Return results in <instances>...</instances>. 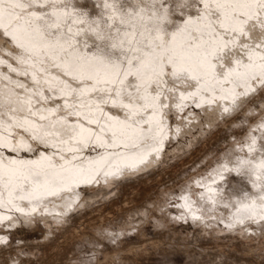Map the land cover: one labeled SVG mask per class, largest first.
Wrapping results in <instances>:
<instances>
[{
	"label": "snow or ice",
	"instance_id": "6c2138e0",
	"mask_svg": "<svg viewBox=\"0 0 264 264\" xmlns=\"http://www.w3.org/2000/svg\"><path fill=\"white\" fill-rule=\"evenodd\" d=\"M97 7L104 14L88 20L72 0H0V38H9L16 50L14 57L7 53L16 67L7 59L0 65L30 75L34 86L23 98L14 90L0 98L6 109L0 117L25 108L34 115L33 96L63 99L67 110L58 120L61 128L43 134L27 118L0 119V209L31 217L48 197L73 196L81 185L137 170L158 156L168 139L165 113L183 111L188 101L196 108L229 99L235 105L256 86L264 91V0H182L171 11L165 0H137L131 8L123 0H101ZM183 9L194 14L185 17ZM177 12L182 22L170 19ZM0 78L10 79L2 73ZM15 87L29 92L23 83ZM56 110L47 109L53 115ZM13 128L55 151H36L22 135L13 137ZM256 143L251 137L248 154L257 151ZM84 149L97 154L83 157ZM20 152H35V158ZM222 168L254 178L252 187L259 191L256 197L245 192L248 202L240 203L227 227L264 221V151L258 159L237 155L232 168ZM25 201L28 206L22 207ZM72 203L69 199L66 206ZM192 218L200 219L195 213Z\"/></svg>",
	"mask_w": 264,
	"mask_h": 264
},
{
	"label": "bare ground",
	"instance_id": "6f19581e",
	"mask_svg": "<svg viewBox=\"0 0 264 264\" xmlns=\"http://www.w3.org/2000/svg\"><path fill=\"white\" fill-rule=\"evenodd\" d=\"M109 2L111 3L112 0H109ZM136 2H137V0H123V4L129 8H131ZM179 2H182V0H165V7H169V5H171V9H170V11H171L172 9H175L176 4ZM72 3L75 4L77 12L86 14L85 16H83L81 18L91 20V19L99 18L102 14H104V10L102 8H99L96 6V5L101 4V0H95V1L94 0H87V2H85L84 0H72ZM86 3H88L89 7L87 9H83V8H85L84 5ZM118 3H119V0H118ZM83 10H85V11H83ZM69 11H71V9H69ZM182 11L185 13V17L189 14H194V9H183ZM146 15H147V13H146ZM170 19L174 22H182V19L179 16L178 12L171 14ZM8 39L9 38H7V37L0 38V59H7L8 63H11L14 67H16L15 60L12 57H9L7 55V53H9V52L12 53L13 57L16 55V50L8 42ZM24 67H26V66H24ZM0 73H2L4 76H7L10 78L9 80H5V79L0 78V98H2L6 93L13 91V90L16 93H19V95L22 98L25 97L26 95L31 94V91H32L34 86L32 84V80H31L30 75L29 76L17 75L14 72L8 71L6 65H0ZM18 82L23 83L29 89V92L27 94L24 92L23 89H19V88L15 87L16 83H18ZM226 87H230V86H226ZM238 91H240V90L238 89ZM263 94L264 93L262 91H260L259 86H256V90L253 92H249L248 96L238 97L235 105L233 104V102L230 99L229 100H217V102L213 103V104H204L202 107L198 108L200 110L197 111L194 108L195 103L193 101H188L187 107H185V109L183 111L176 112L173 110V111L166 112L164 119L168 125V139L165 141L164 147L158 156L154 153L152 156L149 157V161L147 164L139 166V168L135 171H129V170L125 169L121 174H119L115 177H109L107 180H104L103 178H101L98 182H95V183H92L89 185H81L79 188H77L75 190L76 194L73 196H69L68 194H62L61 196H58V197H48L47 199H45L44 201L40 202L37 205L38 210H37V212L32 214L31 217H26L20 213L9 212L8 209H0V215H5V216L11 215V217H12L10 220L9 219L0 220V226H2V227H0V238H3L7 243V240H9L8 237L10 238V236H11V235L8 236V234H7L9 230L6 231V229H8L9 226L12 227V226H17L19 224H24V225L28 226L29 228L30 227L32 228L37 222H40V221H43L44 224L48 223V225H50L49 223H51L52 219L54 221H56V223L58 222L61 224H64L67 221L72 222V223H69L70 227H71L69 234H74V233H72L73 229H75V228L77 229V227H75V224L77 225L76 219L79 217H82V216L85 217L84 215L89 217V215H87V213L93 212L94 206H92V203H93L92 200L96 196L100 195V196L107 197L109 195V192L113 191V189L115 187L119 186L121 183H123L125 181H127V183H129V182L139 183V185H141V183L145 184L146 182H148L150 180V177H155V175L159 176V175L164 174L166 169L162 170V168L160 169V166H162V167L164 165L167 166V164L171 163V160H173L179 154H182V151L184 152V149L186 150V149H188V147H190V149H191V146H188V145L184 146V145L180 144L175 149L169 150L168 145L170 143H172L174 139H177L178 137L184 138L186 136L185 134L191 133L192 129H194L195 127H201V131H200L199 135L196 136L194 139H191V141L193 143H195V142L200 141L202 139V137L207 132H209L210 130H211V132H213L212 130L218 132V129L221 127L220 125H223V127H221L223 129L224 125H226V124H228V125L236 124V128H237V125H239V123L243 124L244 120H247L248 123H247L246 129L244 131L241 130L243 134L240 132V134H242V136L239 135V132H238L239 136H236V137H240V138H238L237 140L236 139L232 140V141L229 139L228 140L220 139V140H222L221 141L222 143L226 144L225 145L226 149H224L225 150L224 155L221 156L220 159H217V158L213 159L214 157L209 158V153H207L208 156L206 154V157H205L207 159V163H205V160H203L204 156H202L203 157L202 160L200 158H199V160H201V162L204 161V164L201 166H197L196 171L189 173V175H187V177H185L186 180H182L181 182L179 181V186H178L180 189L179 193L175 192V190L173 192H170V190L171 191L173 190V189H171L172 188L171 184L169 185L167 183L166 184L163 183L166 186L159 184L161 186V188L158 187L159 189H158L157 193H155L154 198L152 200L150 199V201L147 202L146 204L143 203V206H139L137 208L138 209L137 212L141 211L142 213H144V216L149 217V219H152V218H150V216H154L155 227L157 228L158 226H160L159 228L161 230L163 229L161 227H165V228L167 227L168 228V226H169L168 223L170 222L169 221L170 218L173 219V221H172L173 223H174V220L178 219V220H183V221H189L192 223V225L195 224V226L199 225L200 227H197V228H201L200 229L201 232L202 231L207 232L208 230L211 229L212 234H209V236H210L209 238H206L207 237L206 234H208V232L204 233V234L206 235L205 238L209 239L208 241H210V238L212 237L213 239L211 238V240H213L212 242L215 243L214 246L216 248L214 249V251L208 253V257L212 260L213 264H229L228 262H231L233 264H238L240 261L238 262L237 259L241 258L240 257L241 254L244 256H247V257H251L252 254H256L258 251L261 254H264V237L262 235L263 239H261V236H260L261 234H263V232L261 233L260 231H262V229H264V221L253 222V221L246 220L243 225L237 224L234 228L227 227V225L231 221V217H232L233 213H235L237 207L240 206V203H247L248 202V199L245 197V192L248 193L249 197H256L259 194L258 189L252 187V181L254 178L244 176V178H245L244 180L245 181L247 180L248 182H250V189L249 190L242 189V190H244V192H242L243 194L239 193V194H242V196H239V194L237 193L239 198H236V197L231 198L232 196H235V191H233L234 193H232L234 195L231 196L232 190L230 191V193H227L225 191V189L219 190L217 185H215V183H218L220 185L228 184L227 182L229 180L227 182L225 180L224 184L221 183L225 179V175H226L225 173L228 172V171L223 170L222 165L228 164V167L232 168L233 167V161L235 160V157L237 155H239L241 157H244L246 155H252L258 159L260 152L264 151V140H262V136H264V129H261L259 127L261 124H264V101H263L264 96H262ZM45 95H49V93L46 90H45ZM68 99H69V102L71 103L72 98L68 97ZM255 100L259 101V102L261 101V104H259L260 105L259 108H256V106L251 107L250 102L253 101V103H254ZM57 106H59V107H57ZM13 107H15V106L13 105ZM225 107L229 108V112L223 111V108H225ZM257 107H258V105H257ZM47 109H57V110H56L55 114L53 115V114L49 113L47 111ZM255 110H258L256 118H254L255 117V115H254ZM4 111H6V109L3 107H0V112H4ZM66 111L67 110L63 108V99H59V98H57L55 100L49 99L47 102H44V101H40L37 97L33 96L32 97V113H35L34 115L29 113L27 111V109L25 108V110L16 111L15 113L8 111V116L0 117V119L7 120L8 117H11L13 115H15L16 119L27 118L29 121L32 122V124L37 126L38 134H43L45 132H56V131H58L61 128V124L58 123V120L60 117L64 116ZM41 116H46L47 119L41 120L40 119ZM241 116L243 118H241V120H239ZM74 119H75L74 117H68L69 122L74 121ZM255 119H258V120H255ZM247 121H245V122H247ZM52 124H55L54 128L50 127V125H52ZM205 125L208 126V129L205 128ZM177 128L179 129V132L176 131ZM220 131H222V130H220ZM213 133H215V132H213ZM218 134H219V132H218ZM12 135H13V137H18V136L22 135L24 137V139L32 145L33 149H35L36 151H38L40 153H47V154L51 155L55 151V149H52L50 146H46L45 144L39 143V141L29 140V136L31 135V133L23 132L21 129L13 128L12 129ZM229 136H231V135H229ZM251 137H256L257 143L255 145V148L257 151L252 153V154H248L247 153V145L250 142ZM45 138L48 140L59 139V137H45ZM203 139L205 140L206 137H203ZM241 148H243L244 150L241 151L240 150ZM97 151H103V150L100 149ZM5 154L7 155L8 153H5ZM96 154H97V152L92 151L91 149H84L80 153L81 156L87 157V158L94 157ZM19 155L20 156H27V157H30L33 159L35 158V152H33V153L20 152ZM201 155H203V154H201ZM209 159H211V160H209ZM195 163H197V162L195 161ZM160 170H162V171H160ZM193 170H195V168ZM150 171H151V173H149ZM221 173H222V175H221ZM227 174H229V173H227ZM139 177H141V179H139ZM156 178H155V181H156ZM171 179H172L171 183H173V181L175 180L174 177H172ZM153 180H154V178H153ZM232 180H234V179H232ZM168 181L169 180H167L166 182H168ZM197 181H199V183H196ZM239 182H238V184L236 183V185H239ZM242 183L240 184V187H241ZM148 184H149V182H148ZM232 184H234V183L231 182V186H232ZM243 184H245V183H243ZM246 184H248V183H246ZM139 185H137V187ZM167 185H169L171 188L167 187ZM166 187H167V189H166ZM246 187H243V188H246ZM111 188H112V190H111ZM168 188H170V189L168 190ZM209 188H211L213 191L209 192ZM221 188H224V186ZM233 188H234V190L236 189L235 185L233 186ZM166 190H168L171 194L170 197H168V198H166V196H167V194H169V192H167ZM202 196L205 197V199H201ZM183 197H187V201H185V199H183ZM208 197H212L213 199H215L216 203L211 204L207 199ZM69 199L73 200L71 207L66 206V201ZM139 199H140L139 197L138 198L136 197V201H140ZM96 200H99V199H96ZM142 202H144V200ZM126 203H127V201H126ZM186 203L191 208V210H192L191 212L189 211L188 207H185ZM128 205L125 204L123 206V207H125L123 209V211L124 210L126 211V213L124 211V214H123L124 216L120 215L121 217L117 218L115 221L121 226V230L119 229V235L124 234L127 231H128L127 233L133 232L137 236L141 237V239L145 242V243H142V245H145L146 244L145 229H143V227L141 226L142 225L141 222H144V220H147V219L142 217L141 212H140L141 215H139V217L141 216L142 219L139 218L136 220V217H132L135 214H137L135 211H134L135 214L131 213L132 216H129V214L131 212L130 209H132V208L131 207L129 208ZM225 205H228V207H225ZM21 206L27 207L28 206L27 202L26 201L21 202ZM135 207H137V206H135ZM127 208L130 211L127 210ZM139 208H140V211H139ZM172 208L176 209L175 210L176 213H174L172 211ZM95 210H97V209H95ZM193 213H195V215L199 216L200 219H193L192 218ZM120 214H122V213H120ZM90 215H91V213H90ZM163 215H165L166 218H162ZM112 219H113V217H112ZM167 219H168V222H165V221H167ZM53 220H52V222H54ZM83 220H85V219H83ZM178 220H176V222H179ZM219 221H221L223 223L224 227L228 228L227 231H224V229L222 230V227L219 225V223H220ZM68 222L66 224L67 226L65 225L66 228L69 227ZM176 222H175V224H176ZM99 223L101 224V222H99ZM173 223H171V224H173ZM53 225H54V223H53ZM62 226L65 228L64 225H60V227H62ZM195 226H194V228H195ZM60 227L58 229H60ZM108 227L109 226H107V225L102 226V227H100L101 230H99L98 232H97V230H95L96 228H93L95 231V234L99 233V236H100L99 238L102 241V244H104L103 242L106 239H108L109 236H112V234L114 232L113 230H111L112 227H110L111 229H109ZM122 227H123V229H122ZM165 228H164V230H165ZM208 228H210V229H208ZM1 229H3V231H1ZM9 229H11V228H9ZM93 229H92V231H93ZM168 229L172 230L171 227ZM168 229L165 231L168 232ZM67 230L69 231V229H67ZM67 230H65V231L62 230V231L66 233ZM196 230L194 229L193 233ZM15 231H16V229H15ZM80 231H82V230H80ZM199 232L200 231L198 230V232L196 234H197V236L201 237L202 235H200ZM226 232L228 233L227 235L230 236L229 238L226 237V239H228V240L227 241H222L221 239L219 240L220 236L223 234L225 235ZM238 232L241 233V235L238 236V234H237ZM115 233H117V232H115ZM172 233H174V235H176L175 229ZM176 233H178V232H176ZM257 233H259V234H257ZM69 234H67V237ZM196 234H195V236H196ZM256 234L259 235L260 237L259 236L256 237ZM117 237H119V236L117 235ZM120 238L121 237H119L118 239H120ZM118 239H117V242H118ZM94 240H95V237H91V239H89V243L93 244ZM123 240L121 239V241H123ZM126 243H124V244H126ZM133 245L134 244L127 245L125 247V249L126 248L133 249V247L136 248V245H134V246ZM113 246H116V245H112V247ZM117 246H119V244H117ZM180 246L181 245H179V248L183 247V249L185 251H189L186 244H183V246H181V247ZM123 248L124 247H120V248L116 247L115 249H112V251H114V254L112 253V251H108L106 249L108 252H106L104 254L105 260L108 258H112V257L114 258L115 255L116 256L122 255L124 253L122 251L123 250L125 251V249H123ZM10 249L11 248H8L7 245H5V243L0 244V264H33V263L36 264L37 263L34 261L31 262L30 260L32 258L29 260L28 257L27 258L23 257L22 254L18 253L19 250H17V247H16L17 252H15V254H16L15 257L10 258V259H8V258L6 259L5 257H8V255L10 253L9 252ZM99 249H100V247H99ZM121 249H123V250L120 252ZM202 250H205V248ZM116 251H118V253ZM255 251H257V252H255ZM259 252L257 253L258 256H260ZM115 253H117V254H115ZM257 254H256V256H257ZM98 256H99V254H98ZM98 256L91 258V262L95 261L97 263L98 262L101 263L100 257H98ZM196 258H199V257H196ZM243 258H246V257H243ZM120 259H121L122 264H126L127 259L131 260L127 255L126 256L123 255L122 258H120ZM245 260H247V259H245ZM248 260H249V258H248ZM103 261L104 260H102V262ZM132 261H134V260H132Z\"/></svg>",
	"mask_w": 264,
	"mask_h": 264
},
{
	"label": "rangeland",
	"instance_id": "374dc122",
	"mask_svg": "<svg viewBox=\"0 0 264 264\" xmlns=\"http://www.w3.org/2000/svg\"><path fill=\"white\" fill-rule=\"evenodd\" d=\"M84 1L87 2V0H84ZM84 7L85 8H83V9H87L89 7L88 3H86L84 5ZM83 11H85V10H83ZM262 92L264 93V91H262ZM262 96H264V94ZM253 101L250 102L251 107L256 106V108H259L260 107L259 104H261V101L259 102V101L255 100L254 103H253ZM257 105H258V107H257ZM194 108L197 111L200 110V109L196 108L195 105H194ZM257 113H258V110H255V113H254L255 117L254 118L257 117ZM241 118H243V117L241 116L239 120H241ZM255 120H258V119H255ZM245 121H247V120H244L243 124L239 123V125H237V128H236V124H234V125L226 124V125H224L223 129L221 128V127H223V125H220L221 127L220 128L218 127L219 128L218 129L219 134L217 131L212 130L213 132H215V133H213L210 130L209 131L210 133L207 132L203 136V137H206L207 140L206 139L204 140L202 137V139L198 142L193 143L191 141V139H194L196 136L199 135V133L201 131V127H195L194 129H192L191 133L185 134L186 136L184 138L178 137L177 139H174L173 142L168 145L169 150L175 149L180 144H182L184 146L185 145L191 146V149H190V147H188V149H186V150L184 149V152L182 151V154H179L173 160H171L170 164H167V166L164 165L166 168L164 166H163L164 168L162 166H160V169L161 168H162V170L166 169V171L162 175H159V176L155 175V177H150V180L148 181L149 184H148V182H146L145 184L141 183V185H139V183L133 182L134 183L133 184L132 182L127 183V181H125V182L121 183L119 186H117L115 188L113 187L114 188L113 191L109 192V195L107 197L100 196V195L96 196L92 200L93 201L92 206H94L93 212H90L92 216L90 215V213H87V215H89L90 218L86 215H84L86 218L83 216L77 218L78 219V220L76 219L77 225L75 224V227H77V229L76 228L73 229V232H72L74 234H69L70 228H71L69 223H72V222L67 221L69 227L66 228L67 222H65L64 224H61L58 222L56 223V221H54L53 219L52 220L54 222H52V220H51V223H49L50 225H48V223L44 224L43 221H40V222H37L32 228L31 227L29 228L28 226H26L24 224H19L20 226L19 225H17V226L11 225L12 227L9 226V228H11V229L8 228V229H6V231L9 230L7 234H8V236H10V235L11 236H10V238L8 237L9 240H7V243H5V245H7V247L11 248V249L9 250L10 253H9L8 257H5V258L6 259L7 258L8 259L14 258L16 255L15 252H17L16 251V247H17V250H19L18 253L22 254L23 257H25V258L28 257L29 260L32 258L30 261L31 262L32 261L37 262L36 264H66V263L67 264H71V263L72 264H113V263L114 264H122L120 258H122L123 255H125V256L127 255L131 259V260L127 259L126 264H213L212 260L208 257V253L214 251V249L216 248L214 246L215 243L212 242L213 241V240H211L212 237L210 238L211 242L208 241L209 239H206V238L210 237L209 234H212L210 228H208L210 230L207 231L208 234H206L207 237L205 238L206 235L204 233H207V232H203V231L201 232V230H200L201 228H197V227H200L199 225L195 226V224L192 225V223L189 221H183V220H178V219H176V220H178L179 222H176V220H174V223H173L172 222L173 219L170 218L169 221L173 224H171L169 222L168 228L171 227L172 230H169L166 227L168 229V232H166L165 230H167V229L165 227H161V228H163L162 230L159 228L160 226H158L157 228L155 227L154 216H150V218H152V219H149V217H145L144 213H142L140 211V208H139V211L142 213V217L147 219V220H144V222H141V224H142L141 226L143 227V229H145V235H146V244L142 245V243H145V242L141 239V237L137 236L133 232L127 233L128 232L127 231L124 234L119 235V229L121 230V226L115 221L117 218L121 217L120 215L124 214L125 210L123 211V209L125 207H123V206L125 204L126 205L129 204L128 205L129 208L130 207L132 208V209H130L131 212H130L129 216H132L131 213L133 214L135 211L137 214L134 213L135 215L132 217H136V220L139 218L142 219L141 216L139 217V215H141V214H140V212H137L138 211L137 208L139 206H143V203L146 204L147 202H149L150 199L152 200L154 198L155 193H157L158 189L161 188L160 185L161 184L164 185L163 183H165V184L167 183L169 185L171 184L172 188L169 185H167V187H170L171 189H173L172 191L170 190V192H173L175 190V192L179 193V191H180V189L178 187L179 181L181 182L182 180H186L185 177H187V175H189V173L196 171L197 166H201L204 164V161L201 162V160L203 158L202 156H204L203 160H205V163H207V159L205 158L207 153H209V158L214 157L213 159H216V158L220 159L221 156L224 155V151H225L224 149H226L225 148L226 144L222 143L221 141L223 139H225V140L229 139L232 141V140H235V139L237 140L238 138H240V137H236V136H239V135L242 136L243 133L241 130L244 131L246 129V126L248 123V121L247 122H245ZM205 128L208 129V126L205 125ZM220 130H222V131H220ZM238 132H239V135H238ZM240 132L242 134H240ZM229 135H231V136H229ZM220 139H222V140H220ZM191 144L192 145L194 144V145L192 146ZM201 154H203V155H201ZM207 156H208V154H207ZM199 158L201 160H199ZM209 160H211V159H209ZM195 161L197 163H195ZM194 168H195V170H193ZM162 170H160V171H162ZM149 173H151V171ZM227 173H229V174H227ZM225 174H226L225 179L221 183L224 184L225 180H226V182L229 180L227 182L228 184L220 185L218 183H215V185H217L219 190L225 189V191L227 193H230V191L232 190L231 196L234 195L232 193H234L233 191H235V196H232L231 198H233V197L239 198V196H242V194H243L242 192H244L245 189H247V190L250 189V182H248L247 180L245 181L244 177L236 176L234 172H226ZM172 177H174V179H175L173 181V183H171ZM153 178H154V180H153ZM155 178H156V181H155ZM139 179H141V177H139ZM232 179H234V180H232ZM167 180H169V181L166 182ZM236 180L238 182L240 181L239 185H236V183L238 184V182ZM230 181L232 183H234V184H232V186H231ZM242 182L245 184H243ZM241 183H242V185L240 187ZM246 183H248L249 185ZM137 185H139V186L137 187ZM234 185H235V188L238 186L235 190L233 188ZM164 186H166V185H164ZM223 186H224V188H221ZM167 187H166V189H167ZM243 187H246V188H243ZM170 188H168V190ZM242 189H244V190H242ZM111 190H112V188H111ZM168 190H166V191L169 192ZM170 192H169V194H167L166 198L170 197V195H171ZM237 193L238 194L242 193V194H239V196H238ZM136 197L137 198L139 197L140 201H136ZM96 199H99V200H96ZM143 200H144V202H142ZM126 201H127V203H126ZM135 206H137V207H135ZM95 209H97V210H95ZM127 210H129V209L127 208ZM175 210H176L175 208H172V211L174 213H176ZM120 213H122V214H120ZM125 213H126V211H125ZM112 217H113V219H112ZM162 218H166L165 215H163ZM83 219H85V220H83ZM99 222H101V224ZM165 222H168V219ZM175 222H176V224H175ZM219 222H220L219 225L222 227V230L224 229V231H227L228 228L224 227L223 223L221 221H219ZM53 223L55 226L53 225ZM105 224L107 226H109L108 227L109 229H111L110 227H112L111 230H113L114 232H113L112 236H109L110 235L109 234L108 235L109 238L103 242L104 244H102V241L99 238L100 237L99 233L95 234V231L93 228H96L95 230H97V232H98L99 230H101L100 227L106 226ZM60 225H64V226L66 225V226L64 228L63 226L60 227ZM194 226H195V228H194ZM0 227H2V226H0ZM59 227H60V229H58ZM172 227L175 229L176 235H174V233H172L174 231V229ZM14 228L16 229V231ZM164 228H165V230H164ZM61 229L64 231L69 229V231L68 230L66 231V233L69 234L68 237H67V234L65 232H63ZM92 229H93V231H92ZM122 229H123V227H122ZM194 229L195 230L197 229L196 230L197 232L199 230L201 232V233L199 232V234L202 236L201 237L197 236V234H196L197 232L194 231V233L196 232L195 233L197 236L196 237L195 234L193 233ZM80 230H82V231H80ZM1 231H3V229H1ZM115 232H117V233H115ZM176 232H178V233H176ZM260 232L261 233L263 232V234L260 233L261 239H263L264 229H262V231H260ZM227 234L228 233L226 232L225 235L223 234L224 236L221 235L220 238L218 237L219 240L221 239L222 241H227L228 239H226V237L227 238L230 237ZM237 234H238V236L241 235V233H239V232ZM257 234H259V233H257ZM257 234H256V237L259 236ZM117 235L121 238L118 239L119 237H117ZM262 235H263V237H262ZM91 237H95L93 244L89 243V239H91ZM117 239H118V242H117ZM121 239L122 240L124 239V240L121 241ZM124 243H126V244H124ZM117 244H119V246H117ZM130 244L136 245V248L133 247V249H131V248L125 249V247L127 245H130ZM183 244H186L189 251H185L183 249V247L179 248V245L183 246ZM112 245H116V246L112 247ZM99 247H100V249H99ZM116 247H118V248L124 247L123 249H125V251L123 249L120 250V252L123 250L122 252H124V253L122 255H117V256L115 255L114 258L112 257V258H108L105 260L104 254L108 251H112V249H115ZM204 248H205V250H202ZM116 252L118 253V251H116ZM255 252H257V251H255ZM112 253L114 254V251H112ZM117 253H115V254H117ZM98 254H99V256H98ZM256 254H252L251 257H247V256H244L241 254L240 257L243 260L241 258L237 259L238 262L240 261L239 263L238 262L237 263L238 264H257V263L258 264H264V258H263L264 254H261L260 252H259L260 256H258V254L256 256ZM96 256L100 257L101 263H99V262L97 263L95 261L91 262V258H94ZM196 257H199V258H196ZM243 257H246V258H243ZM248 258H249V260H248ZM245 259H247L248 261ZM102 260H104V261L102 262ZM132 260H134V261H132ZM228 263L233 264L231 262H228ZM33 264H35V263H33Z\"/></svg>",
	"mask_w": 264,
	"mask_h": 264
}]
</instances>
